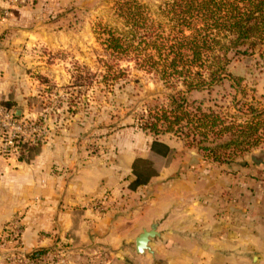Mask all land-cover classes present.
I'll return each instance as SVG.
<instances>
[{
  "label": "crops",
  "instance_id": "1",
  "mask_svg": "<svg viewBox=\"0 0 264 264\" xmlns=\"http://www.w3.org/2000/svg\"><path fill=\"white\" fill-rule=\"evenodd\" d=\"M11 5L14 0H0V11ZM17 9L13 18L0 16V60L41 34V23L12 28L22 26L20 12L29 10ZM10 30L19 45L2 48ZM153 140L122 134L109 154L86 160L61 153L52 141L30 163L0 159V240L20 213L24 234L17 253L26 256L63 248L75 260L103 253L117 264H264V147L219 166L165 135L160 141L175 151L167 162L151 152ZM136 158L152 160L158 176L131 191ZM104 197L109 207L99 214L91 200ZM154 226L158 237L138 254L136 239ZM9 253L0 241V264H14Z\"/></svg>",
  "mask_w": 264,
  "mask_h": 264
},
{
  "label": "rangeland",
  "instance_id": "2",
  "mask_svg": "<svg viewBox=\"0 0 264 264\" xmlns=\"http://www.w3.org/2000/svg\"><path fill=\"white\" fill-rule=\"evenodd\" d=\"M117 1L28 0L0 11L1 18L7 19L14 17L13 10L29 8L27 13L20 12L22 26L12 27L14 30H33L42 24L41 34L31 44L21 41L20 50L14 49L15 54L0 60L3 101L37 122L45 133L44 144L52 141L51 146L61 153L74 152L84 160L109 154L122 134L144 133L143 117L148 110L167 106L174 93L156 75L138 70L133 62H111L104 31L124 30L116 15ZM137 1L159 19L160 8L172 0ZM6 10L11 12L7 17ZM15 34L11 30L4 33L2 39L7 43L2 48L19 45L14 42ZM104 61L119 65L125 74L106 83ZM230 69L241 79L240 85L228 79L210 94L195 92L191 99L240 117L239 101L264 108V45L253 57L235 60ZM0 241L9 249L6 237Z\"/></svg>",
  "mask_w": 264,
  "mask_h": 264
},
{
  "label": "trees",
  "instance_id": "3",
  "mask_svg": "<svg viewBox=\"0 0 264 264\" xmlns=\"http://www.w3.org/2000/svg\"><path fill=\"white\" fill-rule=\"evenodd\" d=\"M115 10L124 30L104 31L111 62H133L174 91L167 106L150 108L143 117L142 130L154 139V155L167 162L174 156L175 151L160 141L165 135L179 138L187 149L219 166L233 164L264 144V108L239 101L240 117L191 99L195 92L210 94L228 79L240 85L230 67L237 59L253 57L264 45V0H172L160 8L159 19L137 0H118ZM111 62L104 61L108 84L125 74ZM3 104L11 107L8 101ZM41 150V145L24 144L19 160L30 163ZM132 171L131 191L158 176L154 162L146 158H136Z\"/></svg>",
  "mask_w": 264,
  "mask_h": 264
},
{
  "label": "built area",
  "instance_id": "4",
  "mask_svg": "<svg viewBox=\"0 0 264 264\" xmlns=\"http://www.w3.org/2000/svg\"><path fill=\"white\" fill-rule=\"evenodd\" d=\"M28 0H14L15 5L27 4ZM11 12L6 10L5 17ZM18 109L6 107L3 104L0 90V159H11L20 157V147L24 144L30 146L43 145L45 143V133L37 124L25 117L17 115ZM264 188V178L262 179ZM91 203L97 213L103 214L108 210V199H92ZM24 234L23 216L16 214L4 228V237L8 239L9 245L8 260L14 264H117L106 254H94L93 258L85 261L75 260L73 255L66 249L57 248L51 252L43 253L37 259L17 253L22 246ZM97 261V259H99Z\"/></svg>",
  "mask_w": 264,
  "mask_h": 264
},
{
  "label": "water",
  "instance_id": "5",
  "mask_svg": "<svg viewBox=\"0 0 264 264\" xmlns=\"http://www.w3.org/2000/svg\"><path fill=\"white\" fill-rule=\"evenodd\" d=\"M22 111L18 110L17 115L21 117ZM158 237L156 227L154 226L151 231H144L136 239V252L140 255H144L147 251H150V242L151 240ZM126 264H131L129 260L126 261Z\"/></svg>",
  "mask_w": 264,
  "mask_h": 264
}]
</instances>
